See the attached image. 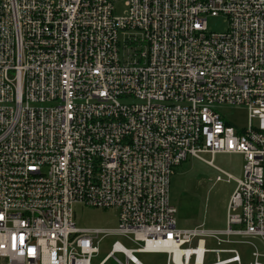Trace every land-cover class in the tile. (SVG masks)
I'll use <instances>...</instances> for the list:
<instances>
[{
	"label": "built area",
	"instance_id": "2783aa9c",
	"mask_svg": "<svg viewBox=\"0 0 264 264\" xmlns=\"http://www.w3.org/2000/svg\"><path fill=\"white\" fill-rule=\"evenodd\" d=\"M217 154L244 160L225 228L178 229L175 168ZM75 204L117 228L77 229ZM107 235L136 248L101 264H264V0H0V264H91Z\"/></svg>",
	"mask_w": 264,
	"mask_h": 264
},
{
	"label": "rangeland",
	"instance_id": "374dc122",
	"mask_svg": "<svg viewBox=\"0 0 264 264\" xmlns=\"http://www.w3.org/2000/svg\"><path fill=\"white\" fill-rule=\"evenodd\" d=\"M124 13L122 3L115 4V16L121 17ZM207 28L210 32L220 33L227 28L224 18H207ZM222 119L235 128L247 124L246 111L238 107H216ZM204 160H211L203 155ZM213 167L195 158L188 157L180 166L175 168L171 176L169 188V202L176 210V225L178 229H190L203 226L210 230H223L226 226V207L235 188V180L243 177L244 160L241 155L217 154L213 158ZM231 176H227L218 170ZM217 176L222 181L215 182ZM73 223L77 229H106L115 230L118 226V211L89 207L75 204L72 208ZM115 242L121 243L126 249L133 250L135 246L122 237L107 235L100 240L99 253L91 260V264H101L109 255ZM211 245L210 248H214ZM240 254L242 264L250 259V248L246 245L235 247ZM141 264H165L166 256L163 254H134ZM214 261L213 256L208 258ZM125 264V257L120 253L113 254L103 264Z\"/></svg>",
	"mask_w": 264,
	"mask_h": 264
}]
</instances>
